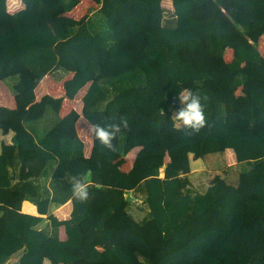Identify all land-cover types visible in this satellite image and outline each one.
Wrapping results in <instances>:
<instances>
[{"label":"trees","instance_id":"1","mask_svg":"<svg viewBox=\"0 0 264 264\" xmlns=\"http://www.w3.org/2000/svg\"><path fill=\"white\" fill-rule=\"evenodd\" d=\"M15 1L0 0V81L16 101L0 105V131L12 132L0 144V264L15 254L20 264H264V0H171L173 12L167 0H91L79 18L67 12L80 0H17L8 11ZM45 75L64 79L63 96L35 100ZM85 86L88 122H128L116 151L92 139L85 156L79 114L59 116ZM240 87L247 114L234 107ZM184 89L205 108L192 136L171 119ZM135 147L121 171L116 160ZM85 174L80 202L69 180Z\"/></svg>","mask_w":264,"mask_h":264},{"label":"crops","instance_id":"2","mask_svg":"<svg viewBox=\"0 0 264 264\" xmlns=\"http://www.w3.org/2000/svg\"><path fill=\"white\" fill-rule=\"evenodd\" d=\"M77 6L80 7V10L78 12L74 13L73 9ZM77 6H75L71 11L67 12V15L72 16L74 18H79L86 13L88 8H90L91 6H95V3L92 2L91 0H86V1L80 0L79 4H77ZM16 8H20V5H18ZM7 10L11 11V9L8 6H7ZM162 22L164 24V20ZM171 24H172V21L170 22V25ZM258 48H259L262 56L264 57V36L259 38ZM231 57H232V50L226 49L224 58L226 60H229ZM70 75L71 74H69L66 78L70 77ZM63 80L62 81H55L50 75H45L40 80V82L37 84V86L34 88L35 100L40 99V97H42L44 94H50V95L55 96V97L63 96V94H64ZM6 89H7V87H6ZM85 89H86V86L83 87L81 90H79L73 99H68L66 97L63 99L62 105H61L60 110H59V116L61 118H63L67 114H69L71 111H76L79 114V116L75 122V132H76L77 137H79L84 143L83 151H84L85 156H89L93 142H92V139L90 137H88L83 131L84 127H86V124H85L86 119L81 115V108H82L81 107L82 106L81 97L83 96ZM238 89H240L239 98H240L241 103L239 101H236V104L234 105V107L235 108L245 107L244 110H242V111H243V113H245V112L248 113L249 103H248V98L246 95V90L244 89V87H240ZM244 98H246V100H244ZM235 99H236V92H235ZM3 102H4V104H2ZM0 105L7 106L9 108H15L16 107V101H15L14 96L10 94L8 89H7V93H5V91H4V89H2L1 85H0ZM246 107H248V108H246ZM247 113H245V114H247ZM11 136H12V132L2 133L0 131V144L2 142L11 143ZM88 138L90 139L89 141H88ZM138 149H139V147L132 148L126 156L116 160L115 163L121 171H124V172L129 171V169L132 166L133 160L135 158V155H136ZM131 153H132V156L129 157V155ZM201 166L197 165L194 169L192 168V172H195L192 174L199 173L200 170L202 169ZM29 173H30L29 168L26 166H23L21 169V177L26 178L29 176ZM28 204L32 207V209H30L31 207H28ZM71 210H72V204H71V201H68V202L64 203L63 205H61L60 207H58L55 210V213L59 218L65 219L69 216ZM22 211L27 212V213H31V214H35V210H34L33 205L30 204L28 201H24L22 203ZM60 236H61V238H65L63 228L60 229ZM121 246L122 245H117L115 248L109 250L108 252H104V251H101V252L106 257H108L109 255L114 254L113 251H115V249L119 250L118 248H121ZM18 257H19V255L15 254V257L13 256L10 259L14 260Z\"/></svg>","mask_w":264,"mask_h":264},{"label":"clouds","instance_id":"3","mask_svg":"<svg viewBox=\"0 0 264 264\" xmlns=\"http://www.w3.org/2000/svg\"><path fill=\"white\" fill-rule=\"evenodd\" d=\"M178 100L182 105L181 108L175 109L171 119L182 126L186 136L198 134L207 126L205 108L202 104L201 97L197 92L191 89H184L180 92ZM84 133L98 141L104 148L109 151H116L114 141L122 129L128 127L126 119L121 118L119 122L113 123H91L85 121ZM71 196L73 199L86 202L90 197L88 175H73L70 180Z\"/></svg>","mask_w":264,"mask_h":264},{"label":"rangeland","instance_id":"4","mask_svg":"<svg viewBox=\"0 0 264 264\" xmlns=\"http://www.w3.org/2000/svg\"><path fill=\"white\" fill-rule=\"evenodd\" d=\"M166 2H169V3H170V6L172 5V4H171V0H167ZM162 4H163V0L161 1V5H162ZM81 6H82V5H81ZM171 7H172V6H171ZM171 9H172V11H173V8H171ZM172 17H173V14H172L171 12H169V11H168L165 15H163V20H164V24H163V26H168V25H170V22L174 20ZM171 25H173V23H172ZM0 85H1L2 89H4L5 93H7V89H6V87H5V85L3 84L2 81H0ZM2 104H4V102H3ZM181 107H182V105H181ZM89 140H90V139L88 138V141H89ZM229 157H230V154H229ZM197 165H200V166H201V160H200V159L195 160V161H191V166H192L193 169H194ZM28 207H31V206L28 204ZM30 209H32V207H31ZM14 257H15V255H14ZM109 260L112 261V263L108 261L109 264H114L115 262H116V264H121L120 261H118V260H113V257H112V256H109Z\"/></svg>","mask_w":264,"mask_h":264},{"label":"water","instance_id":"5","mask_svg":"<svg viewBox=\"0 0 264 264\" xmlns=\"http://www.w3.org/2000/svg\"><path fill=\"white\" fill-rule=\"evenodd\" d=\"M2 264H20V257L14 259V260L8 259L6 262H4Z\"/></svg>","mask_w":264,"mask_h":264},{"label":"built area","instance_id":"6","mask_svg":"<svg viewBox=\"0 0 264 264\" xmlns=\"http://www.w3.org/2000/svg\"><path fill=\"white\" fill-rule=\"evenodd\" d=\"M19 5L18 1L16 0L15 3H9L8 7L11 9V10H14L17 6Z\"/></svg>","mask_w":264,"mask_h":264}]
</instances>
